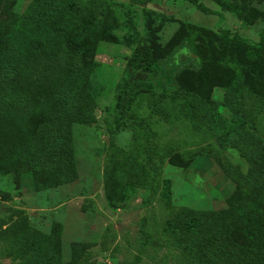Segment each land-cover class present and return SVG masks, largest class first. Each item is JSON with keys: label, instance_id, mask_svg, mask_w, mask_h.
I'll return each instance as SVG.
<instances>
[{"label": "rangeland", "instance_id": "rangeland-1", "mask_svg": "<svg viewBox=\"0 0 264 264\" xmlns=\"http://www.w3.org/2000/svg\"><path fill=\"white\" fill-rule=\"evenodd\" d=\"M199 1L214 14L186 0H73L78 43L9 63L0 264H34L30 235L56 230L63 264L76 245L77 264H194L188 210L264 223V0ZM49 3L0 0L3 25L15 32L10 18ZM43 147L54 156L37 162ZM213 234L215 249L247 245L240 225Z\"/></svg>", "mask_w": 264, "mask_h": 264}, {"label": "trees", "instance_id": "trees-1", "mask_svg": "<svg viewBox=\"0 0 264 264\" xmlns=\"http://www.w3.org/2000/svg\"><path fill=\"white\" fill-rule=\"evenodd\" d=\"M186 1L194 5L204 15L214 14L199 0ZM48 6H51V8L47 12H41L34 4L22 16L10 18L14 22L15 32H10L6 25H3L2 20L6 22L8 18H3L0 14V33L6 34V39L0 40V74H2L0 85L7 96L13 88L10 79L12 77L11 70L9 71V69L11 64L18 63L17 58L30 61L36 53L50 55V52L57 46V42L62 39L70 40L73 43H78L81 39V33L85 30V22L75 14L73 0H52V3H49ZM11 33L13 34L11 35ZM10 47L14 51V61L7 56V50ZM257 50L260 54L264 53V31L261 34V41L257 45ZM3 103L5 101L0 106ZM27 142L28 139L24 140L23 144ZM58 152V155L64 161L67 149H58ZM49 155L54 156L52 153L48 154L46 148L43 147L37 153V162L47 159ZM8 164L12 167L14 163H4V166ZM1 166H3V163L0 164ZM68 177H65L63 182L72 181L75 177L74 173H70ZM117 184L119 189L122 188L119 182ZM187 214L190 221H192L190 234L198 241L197 251L193 259L194 264H264L263 222L255 218H247L245 214L231 210L218 212L188 210ZM217 223L222 224L227 229V234H229L230 227L243 226L247 245L239 247L235 241H227V246L223 244L221 249H215L212 244L214 242L209 241V239L214 238L213 228ZM60 237V230H56L48 236L35 235L31 237L30 235L27 246H30L31 251L35 253L34 264H63L58 252ZM79 248V245L73 247L72 261L66 264H77ZM215 257L218 259H215ZM218 260H222V262Z\"/></svg>", "mask_w": 264, "mask_h": 264}]
</instances>
